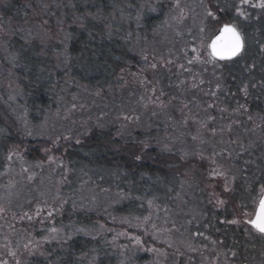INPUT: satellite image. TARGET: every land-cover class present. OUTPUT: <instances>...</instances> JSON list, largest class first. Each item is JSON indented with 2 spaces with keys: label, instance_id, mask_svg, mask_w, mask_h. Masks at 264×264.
I'll use <instances>...</instances> for the list:
<instances>
[{
  "label": "trees",
  "instance_id": "1",
  "mask_svg": "<svg viewBox=\"0 0 264 264\" xmlns=\"http://www.w3.org/2000/svg\"><path fill=\"white\" fill-rule=\"evenodd\" d=\"M207 1L216 17L209 38L229 23L242 35L244 49L231 61L191 64L198 82L173 91L181 97L174 102L184 104L171 117L176 122L154 124L149 131L138 125L126 135L98 123L78 138H60L51 153L62 167L51 177L43 164L55 141L30 136L0 97V204L17 214L40 207L52 220L36 235L43 241L40 251L23 264L264 263V235L247 221L264 190V8L252 6L261 0ZM143 3L73 0L82 22L67 33L70 89L54 82L52 74L59 72L35 45L13 41L15 74L28 102L49 106L77 86L92 94L115 89L118 74L142 61L133 40L151 42V33L171 16L163 0H151L140 11ZM17 5L7 4L4 14ZM134 10L142 17L136 31L110 19L132 16ZM14 155L30 168L26 174L10 164ZM213 171L227 177V189L221 179L212 180ZM117 217L149 219L146 232L137 233L139 245L123 252L113 245L106 225ZM11 231L9 245L15 247L16 231Z\"/></svg>",
  "mask_w": 264,
  "mask_h": 264
},
{
  "label": "rangeland",
  "instance_id": "2",
  "mask_svg": "<svg viewBox=\"0 0 264 264\" xmlns=\"http://www.w3.org/2000/svg\"><path fill=\"white\" fill-rule=\"evenodd\" d=\"M13 1L18 2V7L6 16L4 7ZM143 1L140 11L144 10V6L148 8L151 0ZM163 1L170 4L169 20L162 29L157 28L151 33V42H144L142 37L133 40L135 47L143 54L142 61L137 68L128 67L118 74L114 82L115 89L92 94L84 87L77 86L71 92L62 91V100L42 106L41 103L30 104V99L21 91V83L15 74L19 66L15 61L12 43L35 45L40 55L48 58L53 69L59 72L58 77L53 72L54 82H64L70 89L71 79L66 65L67 33L70 27H79L82 19L73 10V0H0V97L15 111L30 136L55 141L51 143L54 149L50 148L46 152L50 160L43 164L51 177L62 167L61 161L51 153L55 147L60 146L56 142L60 138H78L98 123L126 135L138 125L149 131L154 124L165 126L172 121L176 122L171 117H174L176 111L179 112L178 105L183 100L176 104L174 100L181 97L175 98L173 91L177 85H184V90L192 89L198 81L189 71L191 64L213 59L207 42L216 17L209 15L207 0ZM110 19L117 25L128 24L133 31L141 28L142 17L137 10H134L132 16L114 15ZM101 112L105 113L104 120H101ZM95 113L99 120L94 123L92 120H95ZM10 164H15L21 174L30 170L25 161L16 155L10 156ZM211 176L213 181L221 179L222 187L227 189L228 179L225 175L213 171ZM52 187L55 191L58 188L55 185ZM51 190L47 189V192ZM251 218L248 216L247 221ZM148 224L149 219L137 221L117 217L108 220L106 229L113 245L115 243L123 252L127 245L133 243L137 246L141 243L137 233L146 232ZM48 225H52V220L46 209L35 207L32 212L26 210L17 214V211L7 212L5 204H0V229L2 226L8 229L0 231V264H23L24 258L39 252L43 241L36 238V235H42ZM48 229L54 231L52 226ZM11 230L16 231L19 243L16 242L15 247L9 241L14 235ZM260 264L264 263L261 261Z\"/></svg>",
  "mask_w": 264,
  "mask_h": 264
},
{
  "label": "snow or ice",
  "instance_id": "3",
  "mask_svg": "<svg viewBox=\"0 0 264 264\" xmlns=\"http://www.w3.org/2000/svg\"><path fill=\"white\" fill-rule=\"evenodd\" d=\"M248 3L249 0H242V4ZM252 6L264 8V0ZM238 14L243 15L244 13L238 10ZM211 47L214 56H218L221 59L232 58L238 55L243 47L241 35L234 26L225 23L219 29V34L213 40ZM248 223L259 233L264 234V199L259 202V211L255 218L249 220Z\"/></svg>",
  "mask_w": 264,
  "mask_h": 264
},
{
  "label": "water",
  "instance_id": "4",
  "mask_svg": "<svg viewBox=\"0 0 264 264\" xmlns=\"http://www.w3.org/2000/svg\"><path fill=\"white\" fill-rule=\"evenodd\" d=\"M232 25V24H231ZM224 26V24L223 25H221L217 30H216V32L209 38V40H208V42H207V48H208V51H209V53H210V56L214 59V60H217V61H231V60H233V59H235L236 57H238L241 53H242V51H243V49H244V40H243V37H242V35H241V39H242V43H243V47H242V49H241V51H240V53L238 54V55H236V56H234V57H232V58H225V59H221V58H219L218 56H214L213 55V52H212V47H211V45H212V42H213V40L216 38V36L219 34V29L220 28H222ZM233 26V25H232ZM238 31V30H237ZM239 32V31H238ZM240 33V32H239ZM262 199H264V190H263V192L261 193V195H260V197H259V199H258V202H257V204H256V207H255V210H254V213H253V215H252V218L251 219H254L255 218V216H256V214H257V212L259 211V202L262 200ZM250 219V220H251ZM249 224V223H248ZM249 226L255 231V232H257V233H259L257 230H255L250 224H249ZM259 234H261V233H259ZM262 235H264V234H262Z\"/></svg>",
  "mask_w": 264,
  "mask_h": 264
}]
</instances>
